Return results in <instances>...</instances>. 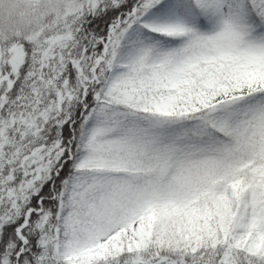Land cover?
<instances>
[{
  "label": "snow or ice",
  "instance_id": "6c2138e0",
  "mask_svg": "<svg viewBox=\"0 0 264 264\" xmlns=\"http://www.w3.org/2000/svg\"><path fill=\"white\" fill-rule=\"evenodd\" d=\"M0 264H264V0H0Z\"/></svg>",
  "mask_w": 264,
  "mask_h": 264
}]
</instances>
